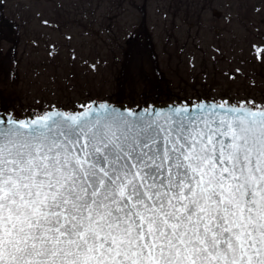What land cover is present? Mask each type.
I'll list each match as a JSON object with an SVG mask.
<instances>
[{"label":"snow or ice","instance_id":"1","mask_svg":"<svg viewBox=\"0 0 264 264\" xmlns=\"http://www.w3.org/2000/svg\"><path fill=\"white\" fill-rule=\"evenodd\" d=\"M80 109L0 116V264H264V106Z\"/></svg>","mask_w":264,"mask_h":264},{"label":"rangeland","instance_id":"2","mask_svg":"<svg viewBox=\"0 0 264 264\" xmlns=\"http://www.w3.org/2000/svg\"><path fill=\"white\" fill-rule=\"evenodd\" d=\"M203 97L264 105V0H0V110Z\"/></svg>","mask_w":264,"mask_h":264},{"label":"water","instance_id":"3","mask_svg":"<svg viewBox=\"0 0 264 264\" xmlns=\"http://www.w3.org/2000/svg\"><path fill=\"white\" fill-rule=\"evenodd\" d=\"M227 101L229 104H236L239 105L241 103H245L244 102H235L232 100H224ZM221 100H215V99H211V98H202V99H195V98H186L182 101H175V100H167V99H160L158 101L149 103V104H143V103H138V104H128L126 102L123 101H110V100H99V99H95L92 102H95L96 104L99 103H108L109 105H112L114 107L119 108L121 111L126 110V109H132V110H136L139 111L143 108L146 107H155L156 109H161V110H167L168 107L170 106H174V105H180V104H189V105H195L197 103H201V102H205V103H221L224 102ZM90 102V103H92ZM264 106V105H261ZM57 108V107H55ZM51 109V108H50ZM62 111H68L65 110L63 108H58ZM45 110L48 109H42V110H35V109H31V110H27L25 112H23L22 114H14V113H9L5 110H0V116H7V115H15L18 118L24 119V118H28L31 117L34 113H41ZM81 110L80 107L76 110H71V111H79Z\"/></svg>","mask_w":264,"mask_h":264},{"label":"trees","instance_id":"4","mask_svg":"<svg viewBox=\"0 0 264 264\" xmlns=\"http://www.w3.org/2000/svg\"><path fill=\"white\" fill-rule=\"evenodd\" d=\"M148 32V31H147ZM147 37H145V39H146ZM148 38H150L149 36H148ZM150 40V39H149ZM130 42H131V39L129 40ZM135 43H136V45L138 44V40H135L134 41ZM134 42H133V44H134ZM148 44H150L149 42H147L146 41V46H145V48H147L146 50H147V53H148V55H149V57H150V59H151V63H153L154 62V65L155 66H157V60H156V58H155V56H154V52H153V49L152 48H149L148 47ZM135 47V46H134ZM137 47V46H136ZM154 67V66H153ZM158 98V97H157Z\"/></svg>","mask_w":264,"mask_h":264}]
</instances>
